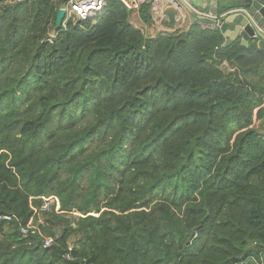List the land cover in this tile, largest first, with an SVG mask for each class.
I'll use <instances>...</instances> for the list:
<instances>
[{"label": "trees", "instance_id": "obj_1", "mask_svg": "<svg viewBox=\"0 0 264 264\" xmlns=\"http://www.w3.org/2000/svg\"><path fill=\"white\" fill-rule=\"evenodd\" d=\"M62 3L0 4V264H264V50Z\"/></svg>", "mask_w": 264, "mask_h": 264}, {"label": "water", "instance_id": "obj_2", "mask_svg": "<svg viewBox=\"0 0 264 264\" xmlns=\"http://www.w3.org/2000/svg\"><path fill=\"white\" fill-rule=\"evenodd\" d=\"M71 0H63L62 6L57 14V29L62 27L66 16V5ZM179 8L170 5L163 10L170 24H176L180 10H184L190 16L193 24L197 22L218 23L220 20V31L226 38L225 47L240 40L242 45L248 47L251 42H256L259 49L264 50V0H236L235 8L229 11H222L218 8H203L199 1L176 0ZM210 10L212 17L206 14ZM203 13V15H199ZM186 39V37H184ZM194 238V235L192 236Z\"/></svg>", "mask_w": 264, "mask_h": 264}, {"label": "built area", "instance_id": "obj_3", "mask_svg": "<svg viewBox=\"0 0 264 264\" xmlns=\"http://www.w3.org/2000/svg\"><path fill=\"white\" fill-rule=\"evenodd\" d=\"M26 0H0V4L4 5H16L22 2H25ZM128 10L139 13L141 8L148 3H151L152 5V14H153V20H154V26L161 28L164 27V22H169L168 18L164 15L163 10L167 8L170 5H174L177 8H179V3L176 0H119ZM107 0H71L68 2L64 9L66 10V16L62 23V27H66L67 23L70 20H91L95 17H97L105 8ZM184 10H180L179 16L177 18V25L179 24L178 28L170 29L166 28L168 32H174L175 30L182 29L185 26H190V20H188L187 24V17L185 18L183 15ZM202 29L205 30H220V20H218V23H212V22H199ZM264 107V106H263ZM54 202H57L55 198H49L46 199V203L43 207V210L49 209L51 205L54 204ZM35 217L38 214L37 211H35ZM14 216H3L0 217V220L5 221H12ZM31 219L26 227H23L22 232L25 235H28L30 233L32 234H38L41 235V229L40 225H44V222L42 219H39L40 217L35 219ZM53 240L51 238H44V247L48 248L52 245ZM71 250V249H70Z\"/></svg>", "mask_w": 264, "mask_h": 264}, {"label": "crops", "instance_id": "obj_4", "mask_svg": "<svg viewBox=\"0 0 264 264\" xmlns=\"http://www.w3.org/2000/svg\"><path fill=\"white\" fill-rule=\"evenodd\" d=\"M192 1H194V2H196V1H199V0H192ZM200 2V1H199ZM200 6H202L203 8H218V9H221V6H220V3H219V1L218 0H201V2H200ZM211 13H214V11L213 10H210L209 12H208V14H206L208 17H212V15H211ZM198 14L199 15H203V13H199L198 12ZM183 15H184V17L186 18L187 17V24L186 25H188V20H190V26L193 24V22L191 21V18H190V16L187 14V12L185 11V12H183ZM167 22V21H166ZM166 22H164V24L166 23ZM132 23L136 26V27H138V28H140V29H143L144 31H145V33L146 34H148V35H150V36H155L159 31H160V29H159V27H157L156 25L155 26H148V25H146L142 20H141V18H140V16H139V13H134L133 14V18H132ZM197 23H199V22H197ZM190 26H188V27H190ZM164 27H165V25H164ZM179 27V24H178V26H177V28ZM185 27V26H184ZM167 28V27H166Z\"/></svg>", "mask_w": 264, "mask_h": 264}, {"label": "rangeland", "instance_id": "obj_5", "mask_svg": "<svg viewBox=\"0 0 264 264\" xmlns=\"http://www.w3.org/2000/svg\"><path fill=\"white\" fill-rule=\"evenodd\" d=\"M165 25V24H164ZM177 24L175 25L174 29L177 28ZM185 26V25H184ZM166 27V26H165ZM190 27L185 26L181 29L182 32H187ZM160 29V28H159ZM159 32H168L166 28H161ZM148 35V34H147ZM150 36V35H149ZM154 37V36H153Z\"/></svg>", "mask_w": 264, "mask_h": 264}]
</instances>
